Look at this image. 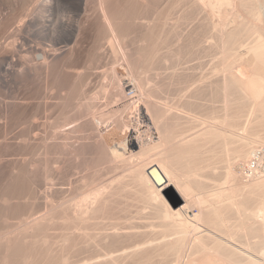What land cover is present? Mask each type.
<instances>
[{
	"label": "bare ground",
	"instance_id": "1",
	"mask_svg": "<svg viewBox=\"0 0 264 264\" xmlns=\"http://www.w3.org/2000/svg\"><path fill=\"white\" fill-rule=\"evenodd\" d=\"M70 1L84 19L75 22L72 46L53 55L39 50L33 56L42 77L38 98L43 189L33 188L27 178L32 167L28 161L19 163L17 173L9 177L10 172L4 182L2 179L0 220L18 217L22 221L16 229L0 231L4 252L0 264H29L27 259L45 254L52 257V250L42 245L45 242L38 252L40 234L49 230L51 220H66L60 230L64 227L67 232L59 236L58 249L71 250L67 254L72 253L74 260L62 264H264V0ZM60 2L41 0L38 11L34 6L35 12L45 17ZM82 28L95 34L91 57L95 63L98 59L101 64L109 50L110 68L104 65L109 58L101 64L107 69L99 65L105 72L93 67L97 63L91 66V59L86 66L79 56L62 58L64 54L73 57L85 31ZM206 47L216 54L213 77L207 80L203 71L207 69ZM3 56L0 72L11 71ZM78 65L83 66L82 72ZM121 67L129 77L127 82L119 76L117 68ZM92 70L95 77L107 81L104 87L100 83L102 97H97L99 88L97 96H91L93 103L85 102L89 103L87 109L72 112V116L62 113L76 97L68 100L69 90L75 88L64 87V80L68 77L75 82L67 80V84L77 82L83 88L81 83ZM52 80L62 82L60 87L56 81L52 83L62 90L53 88ZM63 87L69 88L70 95L65 92L69 97L63 96L69 103L66 99L59 103L61 94L54 92L63 93ZM54 96L58 98L55 102ZM66 103L70 106H64ZM56 110L60 116H55ZM52 114L56 118L51 120ZM105 125L110 132L103 133ZM130 128L136 142L127 139ZM111 135H119L116 144L108 138ZM65 152L73 158L62 171L57 170L56 160ZM101 166L109 168L107 178H101ZM57 174L65 183L61 188L54 184ZM167 189L176 191L180 205L173 207L165 199ZM35 205L40 210L25 218L29 206ZM132 215L158 224L153 222L146 230L149 224L144 220L148 224L144 231L127 226ZM58 249L52 264H60L58 255H63Z\"/></svg>",
	"mask_w": 264,
	"mask_h": 264
},
{
	"label": "rangeland",
	"instance_id": "2",
	"mask_svg": "<svg viewBox=\"0 0 264 264\" xmlns=\"http://www.w3.org/2000/svg\"><path fill=\"white\" fill-rule=\"evenodd\" d=\"M69 1V0H68ZM68 1L66 0V2L68 3ZM63 2H65V0H62V3ZM71 2V1H70ZM68 3L69 4V6H67L68 4H66V3H64V4H62L61 2L57 5V6H54L52 9H51V12L52 11H54V12H52V13H50V14H52V15H48V13L46 14H44L45 15V17H42V15H43V13H41V14H39V12L37 13V12H35V7H36V11H38V8L40 7V4H41V0H0V57L1 56H6L7 57V61H8V63H9V70H11V71H2V72H0V177H1V179H0V183L2 182V179H3V182L7 179V177H8V175L10 174V172H12L10 175H9V177L10 176H12L13 174H15L14 172H16L17 173V171L16 170H18L22 165H20L19 163H21V162H24V164H25V161L29 164V165H32V167L31 166H29V168H30V172L28 173L29 174V176H28V174H27V178L29 179V181L30 182H32V184H33V188H35L36 190H39V189H43V184H42V177L40 176L41 175V171H40V161L42 160V158H44L43 157V155L42 154H44V151H42L43 150V148H41L42 147V144L40 143V142H43L42 141V123H41V114H40V112H41V110H40V107H39V103H40V97H41V91H42V83H41V73H40V69L38 68V64H39V62H37L38 60H36V58L34 59V57H36V54H38L40 51L39 50H46V51H48L49 53L48 54H56V53H58L57 52V50L58 49H61V48H65V47H70V46H72V42H73V40H74V37H75V34L73 33V30H74V26L76 25V23L75 22H78V20L80 19V18H82V16H80V18L78 17V15L76 14V12L74 11V9L73 8H71V7H73L74 6V4L71 6V4H72V2L71 3ZM33 3V4H32ZM33 5V6H32ZM35 6V7H34ZM33 7V9H31ZM69 7H70V9H69ZM91 7V6H90ZM27 9H29L30 11H28ZM28 12H27V11ZM60 10V11H59ZM73 10V11H72ZM25 12L27 13V14H25ZM31 12V13H30ZM61 12V13H60ZM75 12V13H74ZM56 13V14H55ZM61 14V15H60ZM76 16H75V15ZM36 17H35V16ZM57 15H59V16H57ZM31 16L33 17L32 19H30L31 18ZM54 16V17H53ZM34 17H35V19L37 18V17H39L38 19V22L37 21H35V19H34ZM53 17V18H52ZM59 18V19H58ZM66 18H67V20H66ZM34 19V20H33ZM47 19V20H46ZM37 20V19H36ZM46 20V21H45ZM51 20H52V22H51ZM58 20V21H57ZM73 20V21H72ZM81 20V19H80ZM79 20V21H80ZM84 20V19H83ZM83 20H81V21H83ZM35 21V22H34ZM48 21V22H47ZM46 23V25H45V23ZM54 22V23H53ZM59 22V23H58ZM72 22V23H71ZM45 25H43V24ZM75 23V24H74ZM42 24V25H41ZM58 24V25H57ZM71 24H72V26H71ZM38 26V27H37ZM42 26H43V29H42ZM56 28H55V27ZM40 27V28H39ZM58 27H59V29H58ZM38 28V29H37ZM52 28V29H51ZM40 29V30H39ZM42 29V30H41ZM54 29V30H53ZM85 30V31H82L81 32V34H80V37L78 38V43H77V45H76V47L74 48V53H73V57H71L69 54H64V56L62 55V58H64V59H71L72 60V58H75V59H78V56L81 58H79V61L81 60V62L82 63H84V61H85V63L87 64L86 66H88L89 64H90V59L92 60V58H93V53H94V41L93 40H95V38H94V32L92 31V33H91V31L89 30V29H85V28H82V30ZM89 30V31H88ZM4 31V32H3ZM87 31V32H86ZM9 32V33H8ZM45 34H44V33ZM53 32V33H52ZM59 32V33H58ZM61 32V33H60ZM84 32V33H83ZM40 33H42V34H40ZM51 33V34H50ZM86 33V34H85ZM13 34H15V35H13ZM90 34H92V35H90ZM4 35V36H3ZM13 37H12V36ZM42 35V36H41ZM59 35V36H58ZM61 35V36H60ZM72 35H74L73 37H72ZM90 35V36H89ZM7 36V37H6ZM70 36H71V38H70ZM10 37V38H9ZM43 37V38H42ZM58 37V38H57ZM86 37V38H85ZM90 37V38H89ZM15 38V39H14ZM60 38V39H59ZM66 40H65V39ZM70 38V39H69ZM92 38V39H91ZM14 39V40H13ZM58 39V40H57ZM64 39V40H63ZM82 39V40H81ZM88 39V40H87ZM63 40V41H62ZM71 40V41H70ZM14 41V42H13ZM18 43H17V42ZM85 41V42H84ZM90 41V42H89ZM93 41V42H92ZM61 42V43H60ZM69 42V43H68ZM82 42V43H81ZM15 43V44H14ZM43 43V44H42ZM46 43V44H45ZM48 43V44H47ZM60 43V44H59ZM68 43V44H67ZM89 43H90V45H89ZM9 44H10V46H9ZM13 44V45H12ZM79 44V45H78ZM84 44H86V45H84ZM88 44V45H87ZM92 44H93V46H92ZM16 45H17V47H16ZM42 45V46H41ZM56 47H59V48H56ZM207 45V43L206 44H204V48H205V46ZM41 46V47H40ZM83 48H81V47ZM90 46V47H89ZM209 46V45H208ZM8 47V48H7ZM11 47V48H10ZM13 47L15 48V49H13ZM40 47V48H39ZM52 47V48H51ZM43 48V49H42ZM45 48H47V49H45ZM86 48H87V50H86ZM8 49H10V50H8ZM53 49V50H52ZM76 49V50H75ZM206 49H207V52H204V54H203V59L204 60H206V61H204V65L206 66V65H208V67L206 66H204V68H207L206 70H204L203 69V71H204V75H205V79L207 78V77H209V78H212L213 76L211 75V73H213V71H214V67L212 68L211 66H213V65H215V63H216V61H214L213 60V56H215L216 54H215V51H210V50H208L209 49V47H206ZM206 49H204V51H206ZM12 50H13V52H12ZM89 50V51H88ZM38 51V52H37ZM55 51V52H54ZM80 51V52H79ZM82 51H84L83 53H82ZM87 51V52H86ZM93 51V52H92ZM104 52H105V50H103ZM106 53H104V54H106V55H104V58H103V60H101V64H104L105 62H106V59L107 58H109L110 60H108L104 65H106V64H109V65H107V67H109L110 68V63H111V54L110 55H108L109 53H108V51L109 50H107L106 49ZM210 53H209V52ZM92 52V54H90V53ZM211 52H214L211 56L212 57H210V55L209 54H211ZM86 53H87V55H86ZM108 53V54H107ZM10 54V55H9ZM12 54V55H11ZM81 54V55H80ZM85 54V55H84ZM89 55V56H88ZM209 55V56H208ZM3 56V57H4ZM34 56V57H33ZM83 56V57H82ZM102 56H103V54H102ZM101 56V57H102ZM204 56H205V58H204ZM208 56V57H207ZM85 57V58H84ZM92 57V58H91ZM216 57V56H215ZM2 58V57H1ZM25 58V59H24ZM212 58V59H211ZM35 61H34V60ZM96 59V58H95ZM101 59V58H100ZM210 59V60H209ZM89 61V62H86V61ZM97 60V64L94 62L95 60H92V64H90L91 66H93V64L95 63L96 65L95 66H93L94 68L97 66H99V65H101V64H99L98 65V61L100 62V60H98V59H96ZM105 60V61H104ZM209 61V64H206V63H208V61ZM211 60H213V62L211 61ZM22 61V62H21ZM30 61V62H29ZM110 61V62H109ZM210 61H211V63H210ZM34 62H35V64H34ZM80 62V64L82 65V63ZM109 62V63H108ZM18 63V64H17ZM29 63V64H28ZM84 63V64H85ZM31 64V65H30ZM35 66H34V65ZM26 65H27V67H26ZM31 67H30V66ZM37 65V66H36ZM81 65H78L79 66V68H78V70L80 71L81 70V72H82V70H84V69H82V67H81ZM104 65H101V66H104ZM30 67V68H29ZM33 67L34 68H36L37 67V70L35 69H33ZM80 67H81V69H80ZM106 66H104V68H105ZM107 67L105 68V69H107ZM211 68V70H210V68ZM21 68V69H20ZM25 68V69H24ZM27 68L29 69V70H27ZM103 67L101 68L100 66L98 67V69L101 71H104L105 72V69H104ZM109 68H108V70H109ZM119 68V67H118ZM117 68V70L119 71L118 73H119V76L120 77H122L123 78V81L125 80L126 82L129 80L128 78V76H127V73H126V70L125 69H122L123 67H121V72H120V70ZM31 69V70H30ZM104 69V70H103ZM213 69V70H212ZM22 70V71H21ZM25 70V71H24ZM39 70V71H38ZM107 70V71H108ZM27 71V72H26ZM95 71V70H94ZM106 71V74H108L109 72H107ZM208 71V72H207ZM21 72H23V73H21ZM26 72V73H25ZM103 72V73H104ZM207 72V73H206ZM208 73H209V76H208ZM30 74V75H29ZM105 74V73H104ZM105 74V75H106ZM88 75H91L90 77H88ZM88 75H86L87 76V79H85L86 81H87V85H86V81L85 82H83V83H81V84H84L83 86L85 87H83L84 88V90H81V89H83V88H81V85H80V83H78L79 85H77L76 83H75V85H74V83H72L73 85H71L70 84V82L71 81H74V80H71V79H69L68 77L64 80V82H65V86L64 87H70V89L72 88H75V89H73V90H77L76 89V85H77V88H79L78 86H80V91H79V93H78V90H77V92L76 91H73L72 89V91L70 92V90H69V88L67 89V90H65L64 89V87H63V93H59V89H61L62 90V88H59L60 87V85L61 84H63L62 82V78H61V81L62 82H60L59 84L57 83L58 82V80L56 81V80H54V82L56 81V83L58 84V86H57V84L55 83V84H52V83H54L53 82V80H52V82L50 83V85L53 87V88H55V89H58L59 91L58 92H56V90H54V92H55V94L57 93V94H61L60 96L59 95H57V96H59V103H64L65 102V99H66V102H70L71 101V98H74L73 96H76L74 99H73V101H71V103L73 104V105H71L70 106V104H68V103H66V105H64V106H70L68 109H70V111L68 110V109H66V107H64V106H61L62 108H63V110H65L64 112L62 111V109L61 108H52L53 110H55V109H61V110H59L60 112L62 111V113H65L66 115L67 114H69L68 116H72L71 115V113L73 112H79V111H81L82 109L83 110H85V109H87L88 108V106L87 105H89V103H90V105L93 103V100H91V96L93 97V95H96L97 96V91L99 90V88H101V84L103 83V87L105 86L104 84H106V79H105V75L104 76H101V77H104L103 78V80H102V78H100V75L99 76H97V77H95L96 75L95 74H93V70H92V72H91V74H88ZM94 75V76H93ZM121 75H123V76H121ZM207 75V76H206ZM211 75V76H210ZM51 76H53V74L51 75ZM41 77V78H40ZM108 76L106 75V78H107ZM54 78V77H53ZM52 78V79H53ZM5 79V80H4ZM99 79V80H98ZM100 79L102 80V82H100ZM208 79V78H207ZM206 79V80H207ZM70 80V82L68 83V84H70V86L67 84V82ZM51 81V80H50ZM99 81V82H98ZM75 82V81H74ZM2 83V84H1ZM41 83V85H39ZM101 83V84H100ZM64 85V84H63ZM67 85V86H66ZM86 85V86H85ZM71 86H73V87H71ZM58 87V88H57ZM103 87L100 89V91H98V92H100L99 93V95L97 96L98 98L99 97H102L101 96V94H102V89H103ZM40 89V90H39ZM53 90V89H52ZM68 90H69V93L70 94H72L71 95V97H69V93H68ZM85 90H87L86 92V94H82V91H85ZM65 92H67V93H65ZM75 92H76V94H75ZM64 93L66 94V95H68V97L70 98V99H68L67 97L64 99V97L63 96H66V95H64ZM84 93V92H83ZM95 93V94H94ZM170 93L171 94H174L175 93V91L174 90H171L170 91ZM75 94V95H74ZM77 94H78V97H77ZM80 94H82V95H84V96H80ZM170 94V98L172 97V95ZM39 95V96H38ZM57 96H54V101L53 102H55V98L57 97ZM90 96V97H89ZM39 97V98H38ZM60 97H61V100H63V102L60 100ZM62 97H63V99H62ZM76 98H78V100L76 99ZM80 98V99H79ZM87 98H89V99H87ZM56 99H58V98H56ZM70 100V101H68V100ZM38 100V101H37ZM30 101V102H29ZM32 101V102H31ZM34 101V102H33ZM57 101V100H56ZM61 101V102H60ZM90 101V102H89ZM92 101V102H91ZM94 101H96V100H94ZM78 103V104H82V106H83V108H81L82 106H80V105H78V104H76V103ZM87 102H89L87 105H86V103ZM98 102H100V100H98V101H96L95 103H98ZM38 105H37V104ZM75 104L77 105V107L75 106ZM67 106V107H68ZM73 106L75 107L74 109H73ZM38 107H39V109H38ZM84 107H85V109H84ZM23 108V109H22ZM81 108V109H80ZM32 109V110H31ZM26 110V111H25ZM38 110V111H37ZM58 110H56V112H57V114H56V112L55 111H52L51 113H55L56 115L55 116H60L59 115V111ZM66 110H68L69 112H67L66 113ZM74 110V111H73ZM79 110V111H78ZM12 111V112H11ZM23 112V113H22ZM25 112V113H24ZM21 113V114H20ZM72 113V114H73ZM24 114V115H23ZM53 114H52V117H51V120H52V118L53 117H55V116H53ZM61 114V113H60ZM76 113H74V115H75ZM18 115H20V116H18ZM30 115V116H29ZM15 116V117H14ZM40 116V117H39ZM24 117V118H23ZM56 118V117H55ZM54 118V119H55ZM31 119H32V121H31ZM53 119V120H54ZM50 120V121H51ZM15 121V122H14ZM31 121V122H30ZM34 122V123H33ZM39 122V123H38ZM9 123V124H8ZM38 123V124H37ZM7 125V126H6ZM34 125V126H33ZM5 126V127H4ZM29 126H31L30 128H29ZM41 126V127H40ZM105 127V128H104ZM104 127H102L104 130V132L103 133H106V132H110L109 130H111V128H108L106 125L104 126ZM30 129V130H27V129ZM37 128V129H36ZM25 129V130H24ZM36 129V130H35ZM32 130V131H31ZM28 133V134H27ZM33 133V134H32ZM27 134V135H26ZM41 134V135H40ZM114 136V137H113ZM119 135H111V136H109L108 138L112 141V143H114V141H115V143L114 144H116V142H118L119 141V139H120V137H118ZM25 137V138H24ZM30 137V138H29ZM110 137H112V138H110ZM119 139H118V138ZM118 140H117V139ZM127 139H128V141L130 140V139H133V141H135V138H134V135H133V129H131L130 128V130H129V133H128V136H127ZM122 140V139H121ZM136 142V141H135ZM20 143H21V145H22V147H21V145H20ZM30 145V146H29ZM33 146H35V147H33ZM37 146H39V147H37ZM18 147V148H17ZM21 147V148H20ZM26 147V148H25ZM31 147V148H30ZM30 148V149H29ZM4 149V150H3ZM20 149V150H19ZM28 149V150H27ZM34 149V150H33ZM37 149V150H36ZM9 150V151H8ZM24 150V151H23ZM27 150V151H26ZM26 151V152H25ZM36 151V152H35ZM8 152V153H7ZM23 152H25V154L23 153ZM29 152H30V154H29ZM43 152V153H42ZM36 154V156L34 155V154ZM24 156H23V155ZM31 154H32V157H31ZM26 160H25V159ZM28 158V159H27ZM29 158H33L32 160L31 159H29ZM73 158V156L71 155V153L70 152H65V153H63L62 155H60L58 158H57V160H56V164H55V167L57 168V170H63V168L64 167H66V165L68 164V162H70V160ZM41 159V160H40ZM29 161H32V162H29ZM31 163V164H30ZM23 164V163H22ZM34 164V165H33ZM37 164H39V165H37ZM35 165H36V168H35ZM14 166V167H13ZM105 166V165H104ZM104 166H101L102 168H101V170H100V174H102L101 175V178H107L108 176H109V174H108V172H110L109 171V168L107 167V169L105 170V168L103 169V167ZM18 167V168H17ZM14 168H16V169H14ZM103 169V170H102ZM10 170H12V171H10ZM15 170V171H14ZM107 170H108V172H107ZM33 172V173H32ZM103 172V173H102ZM107 172V173H106ZM84 173V172H83ZM100 174L98 175V179H100L99 177H100ZM108 176H107V175ZM41 177V178H40ZM60 176H58V174H57V176L55 177V180H54V184L55 185H57L58 186V188H59V186H60V188L61 187H63L64 185H65V183H62V181H60L61 179L59 178ZM4 178H6V179H4ZM95 181V180H94ZM60 182H61V184H60ZM58 183V184H57ZM42 184V185H41ZM64 184V185H63ZM56 186V187H57ZM68 187V185L66 186V187H64L65 188V190H67L66 188ZM63 188V189H64ZM163 194H164V197H165V199L173 206V207H177L178 206V199H179V201H181L180 200V198H179V196H178V194L176 193V191H174V189H171V191H170V189H167V190H165L164 192H163ZM178 198V199H177ZM182 203V202H181ZM24 204V203H23ZM24 205H26V203L24 204ZM131 206H133V205H131ZM133 207H135V206H133ZM133 207H131L132 209H133V212L135 213V209L133 208ZM38 209L40 210V208L38 207V205H35V206H33V207H31V206H29V208L27 209V212H26V214H25V218L26 217H31L35 212H38ZM132 209L130 210L131 212V214H133V212H132ZM146 211V210H145ZM146 213V214H145ZM144 214V216L146 217V216H148V214H147V211L145 212ZM134 218H132L131 220H133L132 222L130 221V220H128V223H127V221H126V223H127V226H134V225H136V227L138 228V226H139V230H145L147 227H148V224H149V227H148V229H146V230H149L150 229V227H151V225H153V222H154V224H155V222L157 221V220H155V221H153L152 219H150V221L149 222H151V220H152V224H150L149 222H148V220H149V218H146V220L145 219H141L142 221H144L145 220V222L146 223H148L147 225H146V223L144 224L142 221H140V219H138V217H136L137 215H132ZM13 219H7V220H0V223H1V225H0V231H5V232H7V231H11V230H13V229H16L17 228V226H18V224H19V222L20 221H22V220H20V219H18V217H17V219H15L16 217H12ZM135 220H137V221H135ZM139 220V221H138ZM27 221H29V220H27ZM31 221V220H30ZM61 221V222H60ZM106 222H108L109 223V221H111V220H105ZM122 222V223H124L125 222V220H113V221H111V222ZM2 222H4V223H2ZM62 222H64V223H62ZM119 222V223H120ZM129 222H131V223H133V224H130ZM136 222V223H135ZM140 222V223H139ZM158 222V221H157ZM156 222V223H157ZM13 223H15V224H13ZM51 223L54 225H52V227H50L51 226ZM51 223H49L50 224V226L48 227H46V228H48L49 230H47L46 229V232H42V234H37V235H39L40 237L39 238H41V240H40V242H39V244H38V246H40V244H42V243H46V244H42V245H46V247H49V249L50 250H52V257H53V254H55L56 255V250L58 249V246H59V244H60V237H61V233H66L67 232V228H65L64 229V227H63V229H61L60 230V228H62L61 226H62V224L64 225V226H66V220L64 221V220H54V221H52L51 220ZM55 223V224H54ZM61 223V224H60ZM141 223L142 224H144V225H141ZM3 224V225H2ZM58 224V225H57ZM128 224H130V225H128ZM137 224H140V225H137ZM158 224V223H157ZM5 225H6V227H5ZM8 226H10L11 228H9ZM13 226V227H12ZM16 226V227H15ZM58 226H60V227H58ZM141 226V227H140ZM142 226L144 227V228H142ZM135 227V226H134ZM146 227V228H145ZM155 227V226H154ZM141 228V229H140ZM153 228V227H152ZM151 228V229H152ZM157 227H155V229H156ZM63 231V232H62ZM64 231H66V232H64ZM1 233V232H0ZM40 233V232H39ZM60 236V237H59ZM2 245V242L0 241V246ZM42 245L39 247L40 249H41V251L38 249V252H42L43 250V248H42ZM37 246V245H36ZM35 246V247H36ZM44 247V246H43ZM60 249L61 248H59L58 249V251L60 252ZM68 250V249H67ZM44 251H45V249H44ZM55 251V252H54ZM57 251V253H59ZM64 251V249H62V253L60 252V255H63V256H59L58 255V259H60V264H62V263H71V261H73L72 260V258H74V257H72V253L71 254H67V253H69L70 251H67V252H63ZM65 251H66V249H65ZM72 252V251H71ZM64 253V254H63ZM66 253V254H65ZM44 254V253H43ZM4 255V252L2 251V249H0V258L2 257ZM74 256V255H73ZM52 257H50V255H40V256H37L36 258H29V259H27V263H29V264H52V263H55L57 260V255H56V258H55V260L52 258ZM51 258L54 260V261H52L51 260ZM59 261V260H58Z\"/></svg>",
	"mask_w": 264,
	"mask_h": 264
},
{
	"label": "water",
	"instance_id": "3",
	"mask_svg": "<svg viewBox=\"0 0 264 264\" xmlns=\"http://www.w3.org/2000/svg\"><path fill=\"white\" fill-rule=\"evenodd\" d=\"M170 191H171V189H170ZM178 203H179L178 205H180V204H181V201H179V199H178Z\"/></svg>",
	"mask_w": 264,
	"mask_h": 264
}]
</instances>
